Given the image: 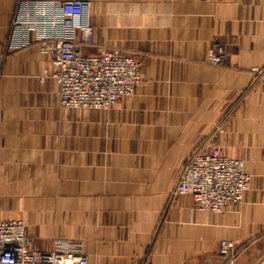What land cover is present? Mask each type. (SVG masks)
<instances>
[{
    "label": "crops",
    "instance_id": "1",
    "mask_svg": "<svg viewBox=\"0 0 264 264\" xmlns=\"http://www.w3.org/2000/svg\"><path fill=\"white\" fill-rule=\"evenodd\" d=\"M23 1L65 0H0V221H22L30 249L77 243L88 264H264V0H81L82 54L115 48L140 65L134 95L108 111L60 108L54 81L39 82L49 57L7 50ZM213 46L221 67L205 62ZM198 147L243 162L239 207L172 196Z\"/></svg>",
    "mask_w": 264,
    "mask_h": 264
},
{
    "label": "built area",
    "instance_id": "2",
    "mask_svg": "<svg viewBox=\"0 0 264 264\" xmlns=\"http://www.w3.org/2000/svg\"><path fill=\"white\" fill-rule=\"evenodd\" d=\"M92 33L88 1H23L10 21L7 50L36 47L49 57L50 69L42 72L39 82L54 81L60 108L108 111L134 95L142 82L140 65L115 48L101 46L95 54L83 55L82 49L93 45ZM226 58L213 46L205 62L221 67ZM249 181L242 161L222 155L217 147H198L180 167L172 196H189L195 210L219 214L242 204ZM219 249L228 263L237 255L232 242H220ZM0 264L88 262L80 245L60 239L53 240L47 251L28 248L24 223L11 220L0 221Z\"/></svg>",
    "mask_w": 264,
    "mask_h": 264
}]
</instances>
